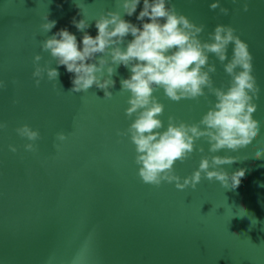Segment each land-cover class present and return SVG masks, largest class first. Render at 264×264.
Here are the masks:
<instances>
[{
	"label": "water",
	"instance_id": "obj_1",
	"mask_svg": "<svg viewBox=\"0 0 264 264\" xmlns=\"http://www.w3.org/2000/svg\"><path fill=\"white\" fill-rule=\"evenodd\" d=\"M213 2L173 0L178 11L206 25L203 40L218 24L231 25L253 56L260 135L247 149L214 154L239 159L222 166L229 175L244 171L236 190L207 179L195 190L142 182L135 145L117 135L132 122L125 115L130 93H119L121 79L131 76L123 65L112 77L110 100L96 86L69 92L74 74L54 60L62 88H54L46 76L35 85L34 56L43 55L41 64L51 60L40 41L66 28L82 48L84 33L73 18L88 20L85 31L95 37L101 13H123L116 0H0V80L7 83L0 89V121L8 124L0 130V264H264V159L255 158L264 148V0H221L230 10L227 16L211 10ZM142 10L143 0L135 14L123 18L142 27L137 20ZM46 15L56 26L37 34ZM132 39L129 34L126 42ZM210 62L217 67L215 86H227L231 77L224 66L214 54ZM156 96L165 104V129L169 116L195 123L212 106L209 101L215 102L211 95L174 102L163 89ZM24 124L40 131L35 153L25 151L28 141L15 131ZM61 132L67 140L57 139ZM208 148L198 141L192 157L177 162L176 173L190 176L201 157L210 155Z\"/></svg>",
	"mask_w": 264,
	"mask_h": 264
},
{
	"label": "clouds",
	"instance_id": "obj_2",
	"mask_svg": "<svg viewBox=\"0 0 264 264\" xmlns=\"http://www.w3.org/2000/svg\"><path fill=\"white\" fill-rule=\"evenodd\" d=\"M238 2L232 0V3ZM140 3L141 0H116L117 8H122L123 13L111 10L101 13L95 19L98 29L95 37L85 31L90 27L88 20L73 18L74 26L84 33L82 48L76 35L66 28L40 41L42 52L48 53L51 60L41 64L43 55L34 56L32 76L35 85L39 87L46 76L48 81L55 82L54 88H62L58 68L51 66L54 60L74 74L69 92H87L96 86L104 91L103 99L110 100L114 96L110 88L116 83L112 77L123 65L130 70L131 76L121 79L119 93H130L125 115L132 122L127 129L118 130L117 135L129 138L135 145V164L142 182L157 188L165 182L174 183L179 190L189 187L195 190L207 179L218 181L224 189H238L244 171L229 175L222 166L234 164L239 159L214 154L222 150L239 152L247 149L261 132L260 122L254 119L260 88L253 74L249 45L234 27L225 24H218L208 33V40H203L201 34L206 25L197 24L178 11L173 0H143V10L137 16V20L143 22L142 27L123 18L124 14H135ZM209 7L213 11L219 9L225 16L230 11L221 6V0H214ZM243 10L248 11L246 2ZM43 20L37 34L50 32L57 23L48 15ZM129 34L134 39L126 42ZM230 46L231 58L228 55ZM212 54L231 77L227 86H215L213 74L217 67L210 62ZM6 88L7 83L0 80V89ZM160 89L174 102L199 101L209 95L215 97V102L209 101L212 106L195 123L169 116L165 129L162 119L165 104L156 96ZM7 127V122L0 121V130ZM15 131L28 141L24 145L25 151L35 153L38 150L36 142L42 138L39 129L24 124ZM67 138L63 132L57 134L59 141ZM202 139L208 143L210 155L202 156L198 169L182 178L176 173L175 165L191 158L197 150V142ZM9 149L13 153L18 151L15 145H9ZM199 152H205L203 146ZM255 158L264 159V148L256 150Z\"/></svg>",
	"mask_w": 264,
	"mask_h": 264
}]
</instances>
